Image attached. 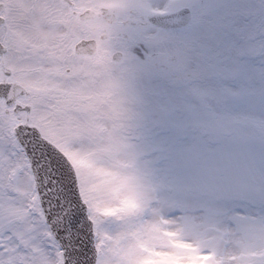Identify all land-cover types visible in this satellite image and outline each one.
<instances>
[{
  "label": "rangeland",
  "instance_id": "rangeland-1",
  "mask_svg": "<svg viewBox=\"0 0 264 264\" xmlns=\"http://www.w3.org/2000/svg\"><path fill=\"white\" fill-rule=\"evenodd\" d=\"M42 1L0 0L7 5L6 17L17 19L21 13L32 22ZM51 2L58 8L62 3ZM208 2L211 0H92L94 8L103 13V33L115 43L130 38V45L143 47V51L130 48L120 65L106 63V53L97 67L68 63L63 73L73 64L72 76L79 81L71 90L54 79L59 67L50 50L44 56L43 45L31 44L24 36L19 52L13 49L10 53L14 69L41 75L40 79L26 78L34 106L46 107L49 115L45 110L46 114L36 113L33 120L44 127L45 137L69 156L78 171L81 192L95 222L98 264H242L246 254L256 256L252 249L264 237V171L257 163L250 161L240 176L225 181L194 173L162 174L164 153L145 134L153 122L191 114L202 103L204 77L197 57L181 55L179 45L168 38L173 32L162 33L150 26L138 29L133 24L144 13ZM85 4L83 0L81 6ZM95 29L96 25H88L86 30L80 21H73L60 31L74 42L89 37ZM155 43H164L166 48L153 50ZM60 94L67 97L59 99L63 107L55 112L50 97ZM12 118L0 102V142L21 148L12 133ZM260 122V116L248 114L242 125L241 137L253 155L259 144ZM24 163L28 171L17 188L21 215L43 225L26 156ZM241 189L252 201L251 210H226L224 199ZM38 235L32 251L40 264H63L49 228H41ZM211 253L214 259L205 260Z\"/></svg>",
  "mask_w": 264,
  "mask_h": 264
},
{
  "label": "snow or ice",
  "instance_id": "snow-or-ice-1",
  "mask_svg": "<svg viewBox=\"0 0 264 264\" xmlns=\"http://www.w3.org/2000/svg\"><path fill=\"white\" fill-rule=\"evenodd\" d=\"M168 38L179 45L181 55L197 57L204 84L202 103L191 114L164 118L146 127V136L164 153L159 171L221 181L240 176L250 161L264 171V0L196 3L190 20ZM248 114L261 117L255 155L241 137ZM24 160L21 148L0 142V264H40L32 247L39 230L51 224V214L43 225L21 215L17 188L28 171ZM223 206L236 213L251 210L253 204L241 189L230 192ZM63 235L59 231L57 239ZM252 252L256 256L246 254L242 264H264V237Z\"/></svg>",
  "mask_w": 264,
  "mask_h": 264
},
{
  "label": "water",
  "instance_id": "water-1",
  "mask_svg": "<svg viewBox=\"0 0 264 264\" xmlns=\"http://www.w3.org/2000/svg\"><path fill=\"white\" fill-rule=\"evenodd\" d=\"M187 18L188 15L186 17L184 14H178L172 19L155 18V22L161 24L160 21L163 20L168 26H182L189 20ZM6 87L10 88L13 85L1 86L0 95H4L2 92ZM16 90L21 92V89ZM23 127L16 129V135L31 162L47 219L51 214L52 231L56 238L59 231L64 232L58 240L64 249L66 264H78V262L79 264H95L97 254L93 225L88 220L86 209L79 198L77 178L73 168L54 146L39 136L35 129ZM64 203L65 206H63ZM77 219L79 223H76ZM69 241L71 244L64 247ZM80 253L83 255H79Z\"/></svg>",
  "mask_w": 264,
  "mask_h": 264
},
{
  "label": "flooded vegetation",
  "instance_id": "flooded-vegetation-1",
  "mask_svg": "<svg viewBox=\"0 0 264 264\" xmlns=\"http://www.w3.org/2000/svg\"><path fill=\"white\" fill-rule=\"evenodd\" d=\"M101 27V23L97 26V28ZM3 30V36L0 38V41H3L5 44H7L10 48V51L12 52L13 49L17 50L19 52V46L22 43V40L19 36V29L17 26H10V28L2 27ZM37 42L40 41H46L45 39H36ZM61 46L59 47V49ZM9 51V52H10ZM10 53H8L3 59H0V83H7V82H14L19 83L21 85L29 83V80L26 78L31 75L33 78L40 79L35 73H29L27 72L25 75L24 71H18L13 68L11 62H10ZM8 59V62H7ZM31 97L32 92L28 91V94L24 97L28 103H31ZM52 97V95H51ZM24 98L20 97V100H17V104L19 102L25 103L23 100Z\"/></svg>",
  "mask_w": 264,
  "mask_h": 264
},
{
  "label": "bare ground",
  "instance_id": "bare-ground-1",
  "mask_svg": "<svg viewBox=\"0 0 264 264\" xmlns=\"http://www.w3.org/2000/svg\"><path fill=\"white\" fill-rule=\"evenodd\" d=\"M60 199H62V200H63L64 198L60 197ZM63 206H65V203L63 204ZM60 210H61V209H60ZM88 252H89V249H88ZM89 255H90V253H89Z\"/></svg>",
  "mask_w": 264,
  "mask_h": 264
}]
</instances>
